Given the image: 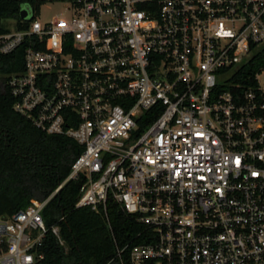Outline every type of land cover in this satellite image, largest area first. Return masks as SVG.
I'll use <instances>...</instances> for the list:
<instances>
[{"label":"built area","instance_id":"1","mask_svg":"<svg viewBox=\"0 0 264 264\" xmlns=\"http://www.w3.org/2000/svg\"><path fill=\"white\" fill-rule=\"evenodd\" d=\"M51 3L61 17L0 35L1 55L26 45L6 85L81 152L48 198L0 216V264H35L48 233L64 246L43 211L70 181L109 229V205L143 226L116 247L127 264H264V66L232 80L264 47V0Z\"/></svg>","mask_w":264,"mask_h":264},{"label":"trees","instance_id":"2","mask_svg":"<svg viewBox=\"0 0 264 264\" xmlns=\"http://www.w3.org/2000/svg\"><path fill=\"white\" fill-rule=\"evenodd\" d=\"M57 0H0V35L9 32L5 20H14L15 29L23 30L27 22L19 17L27 9L33 17L41 6ZM26 45L10 55L0 54V216L8 217L25 210L31 201L48 198L67 178L81 148L64 136L47 135L13 111L14 99L7 88L8 78L23 71ZM264 66V47L253 54L232 78L249 85ZM79 184L65 183L43 211L47 227L57 223L64 242L48 233L35 264H127V251L116 256V247L143 242L138 233L143 226L132 217L108 206L105 218L89 208H75ZM63 218L59 222L60 218Z\"/></svg>","mask_w":264,"mask_h":264},{"label":"rangeland","instance_id":"3","mask_svg":"<svg viewBox=\"0 0 264 264\" xmlns=\"http://www.w3.org/2000/svg\"><path fill=\"white\" fill-rule=\"evenodd\" d=\"M63 15V8L60 5L53 3H46L40 8V20L48 21L52 18H58ZM4 26L9 32L15 30V21L14 20H5Z\"/></svg>","mask_w":264,"mask_h":264},{"label":"water","instance_id":"4","mask_svg":"<svg viewBox=\"0 0 264 264\" xmlns=\"http://www.w3.org/2000/svg\"><path fill=\"white\" fill-rule=\"evenodd\" d=\"M19 17L22 21H29L32 18V14L27 9L20 11Z\"/></svg>","mask_w":264,"mask_h":264}]
</instances>
